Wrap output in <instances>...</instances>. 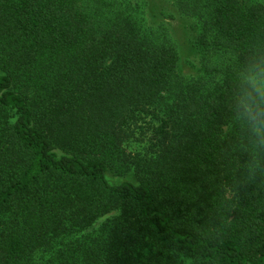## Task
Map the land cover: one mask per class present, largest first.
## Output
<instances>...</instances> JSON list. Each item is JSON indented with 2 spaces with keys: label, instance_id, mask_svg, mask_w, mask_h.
I'll use <instances>...</instances> for the list:
<instances>
[{
  "label": "trees",
  "instance_id": "obj_1",
  "mask_svg": "<svg viewBox=\"0 0 264 264\" xmlns=\"http://www.w3.org/2000/svg\"><path fill=\"white\" fill-rule=\"evenodd\" d=\"M261 44L250 0H0V218L17 214L0 264L115 211L75 264H264V159L252 166L218 59ZM141 115L159 124L137 159L124 143ZM129 171L136 183L110 179Z\"/></svg>",
  "mask_w": 264,
  "mask_h": 264
},
{
  "label": "rangeland",
  "instance_id": "obj_2",
  "mask_svg": "<svg viewBox=\"0 0 264 264\" xmlns=\"http://www.w3.org/2000/svg\"><path fill=\"white\" fill-rule=\"evenodd\" d=\"M251 2L264 3V0H250ZM173 29L171 34L174 37L177 45L180 47L183 68L185 71L195 72L197 68L198 59H190L189 56H193L196 51L192 45L191 33L185 31L181 25L177 26V22H172ZM186 73V72H185ZM144 116V115H143ZM138 117V124L134 127V134L125 143L124 148L132 158H141L150 156L155 147L153 135L156 130V126L159 124V120L150 117ZM110 179L114 183H121L124 181H130L136 183V176L133 171H129L125 174L110 172ZM118 211H115L107 216L98 219L93 225L87 227L84 231L72 232L70 237H56L50 239L48 244L42 246L37 250L30 258L22 262V264H75L74 257L79 255V252L74 250V245H79L82 241L89 237H94L102 234L108 227V221L118 215ZM17 221V214L14 211H10L0 218V233L8 226L13 225ZM183 264H195L188 257H181Z\"/></svg>",
  "mask_w": 264,
  "mask_h": 264
},
{
  "label": "clouds",
  "instance_id": "obj_3",
  "mask_svg": "<svg viewBox=\"0 0 264 264\" xmlns=\"http://www.w3.org/2000/svg\"><path fill=\"white\" fill-rule=\"evenodd\" d=\"M218 59L232 64L228 106L233 123L246 134L252 166H258L264 159V44L256 46L243 62H237L232 52Z\"/></svg>",
  "mask_w": 264,
  "mask_h": 264
}]
</instances>
